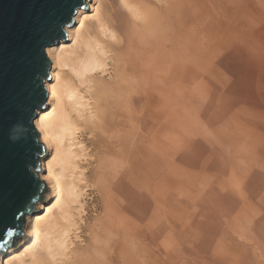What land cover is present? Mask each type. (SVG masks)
<instances>
[{
  "label": "bare ground",
  "instance_id": "1",
  "mask_svg": "<svg viewBox=\"0 0 264 264\" xmlns=\"http://www.w3.org/2000/svg\"><path fill=\"white\" fill-rule=\"evenodd\" d=\"M86 4L46 49L47 191L0 264H263L245 243L263 232L248 211L264 212V0ZM201 166L228 172L215 209L203 191L185 207Z\"/></svg>",
  "mask_w": 264,
  "mask_h": 264
},
{
  "label": "water",
  "instance_id": "2",
  "mask_svg": "<svg viewBox=\"0 0 264 264\" xmlns=\"http://www.w3.org/2000/svg\"><path fill=\"white\" fill-rule=\"evenodd\" d=\"M86 1L0 0V258L24 237L26 215L45 199V147L34 121L47 105L46 49L72 41L66 28H76L79 9L90 11Z\"/></svg>",
  "mask_w": 264,
  "mask_h": 264
},
{
  "label": "rangeland",
  "instance_id": "3",
  "mask_svg": "<svg viewBox=\"0 0 264 264\" xmlns=\"http://www.w3.org/2000/svg\"><path fill=\"white\" fill-rule=\"evenodd\" d=\"M196 132H197L196 129L195 130H190L189 129V134H188L189 135V138H188V140H193V138H194L196 141H201V137L202 136L195 137L196 136L195 135ZM186 137H187V134H186ZM201 148H203V150H206L207 151V148H209V146L206 145V144H204V145L201 146ZM211 156H212V149L210 147L209 152H207L206 159H210ZM187 160H192V159L187 157ZM203 167H204V165H203ZM203 167L202 166L200 167V169L198 170V174H197L196 177L193 175L194 172H192V171H189L188 174L186 172V174H185L186 177H184V178H186L187 185H188L187 188H189V189H186L185 192H184L185 207L187 209H189L193 204H196V202L199 203L198 200H199V196H200V193H199L200 191L201 192L203 191L204 193L206 192L207 195H208V197L212 201L211 203H208V208L213 203V208L215 209V207H216L215 206V203H218V200H221V199H224V201L228 202V200H227L228 197L225 196V195H227L228 193H231V191L229 192L230 189H227L226 188V184L224 182L225 175H227L228 172L224 171L221 175L218 174V175L212 176L210 178V177H208V176H206V175L203 174V173H205V170H204ZM240 169L241 170H246L244 168V166H241ZM176 170L177 169L176 168H173V166H172V169L170 168V172L171 173L173 172L172 174H174L175 176H177V171ZM194 170H196V169H194ZM251 170L252 169H249V172L250 173H251ZM200 173H202L203 175H201ZM250 173L248 174V176L247 175L245 176L246 179H247V181L249 183L252 182V179H250V177H249ZM229 175H230V173H229ZM191 188H194V190H196V191H194V193H193L191 191ZM225 189H227V190H225ZM201 197H203V196H201ZM237 199H239V198L237 197ZM210 211L205 212V211H202L201 210L199 212V214L197 212H195V217L198 218V219L201 216L202 217H205V215L208 214V212H210ZM248 212L251 215L252 214L253 215H258L259 212H260V214L261 213H264L263 210H261V209H259L257 207L254 210L253 209H250V211H248ZM187 216H189V215H187ZM232 226L234 227V231H236L240 235L239 231L241 230V228H240L239 223L236 224V222H235V223L232 224ZM252 226H250V228H249L251 231L254 230V229H252L253 228ZM255 226H263V232L260 233V235H261L260 238H262V239L261 240H256V241H254L253 239H250V240L248 239L247 242L245 243V245H246V248L245 249H253V251H252L253 256L255 258L261 260L262 263L264 264V219L260 220V222L257 225H255ZM231 230L232 229L230 228V231ZM195 238H197V237H195ZM195 238H193V237L190 236L188 238H183L182 241L184 242V245L189 248L192 245H194L193 240H195ZM170 239L172 240L171 244L175 245L174 244V237L173 238H170ZM207 242H208L207 244H209V241H207ZM259 244H260V246H259ZM195 245H196V243H195ZM239 263H241L240 260L236 264H239Z\"/></svg>",
  "mask_w": 264,
  "mask_h": 264
},
{
  "label": "clouds",
  "instance_id": "4",
  "mask_svg": "<svg viewBox=\"0 0 264 264\" xmlns=\"http://www.w3.org/2000/svg\"><path fill=\"white\" fill-rule=\"evenodd\" d=\"M14 131H20V129H18V128H14ZM12 138L15 139L16 137L13 136Z\"/></svg>",
  "mask_w": 264,
  "mask_h": 264
}]
</instances>
